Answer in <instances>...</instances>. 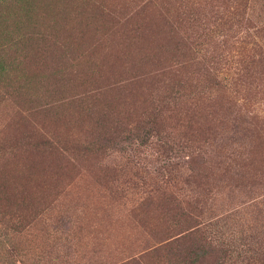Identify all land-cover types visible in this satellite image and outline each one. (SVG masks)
I'll return each mask as SVG.
<instances>
[{"label": "rangeland", "instance_id": "374dc122", "mask_svg": "<svg viewBox=\"0 0 264 264\" xmlns=\"http://www.w3.org/2000/svg\"><path fill=\"white\" fill-rule=\"evenodd\" d=\"M0 264H264V0H0Z\"/></svg>", "mask_w": 264, "mask_h": 264}]
</instances>
